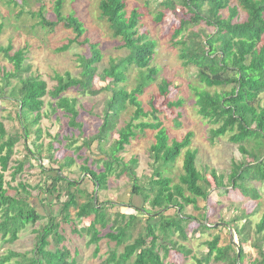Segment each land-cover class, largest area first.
I'll use <instances>...</instances> for the list:
<instances>
[{
  "label": "trees",
  "instance_id": "16d2710c",
  "mask_svg": "<svg viewBox=\"0 0 264 264\" xmlns=\"http://www.w3.org/2000/svg\"><path fill=\"white\" fill-rule=\"evenodd\" d=\"M5 1L6 5H17L15 0ZM22 1L27 5L31 0ZM37 1L40 9L31 14L41 18L38 23L42 28L52 32L59 24H64L74 33L59 50H68L74 43L81 42L83 45L88 43L92 53L90 57H80L78 77H73L70 72L56 74L53 78L56 83L49 87L48 81L40 74L31 73L32 65L26 62L29 44L15 49L11 42L6 46L0 42V55L11 65L9 69L0 66L3 75L0 100L15 106L21 126L19 133H11L6 126L7 118L11 117L0 118V241L13 243L28 226L35 227L33 248L24 253L8 249L0 255V264H7L12 259H15L12 264H79L78 240L84 235L88 237V245H95L94 255L99 252L101 239L114 243L110 255L99 264H166L165 259L171 252L183 256L184 263L191 255V249L185 244L189 239L191 221L200 222L201 230L211 228L203 223L205 214L201 221L186 214L187 206L192 205L198 210V199L206 201L214 188L226 194L229 185L234 196L241 198L244 204L249 200L259 205L264 193V105L260 104V95L264 93V0H145L146 14L137 6L128 13L127 0H100L98 18L108 23L112 36L122 42L120 47L128 50L127 55L110 59L109 66L102 73L97 67L103 56L98 43H90L89 39L80 41L86 28L75 13L65 15V0H54L49 9ZM177 8L181 12L176 11ZM45 12H51L56 19H48ZM167 12L177 16L173 20L177 23L170 41L178 51L182 66L194 67L197 81L205 87L192 86V89L197 113L213 126L210 141L227 135L244 157L242 161L233 160L229 172L219 174L210 169L207 174L208 168L205 174L201 172L196 165L197 150L190 148L194 133L189 131L180 140L170 139L163 118L158 115L163 111L152 102L150 109L145 110L140 99L159 72V68L151 64L157 53V41L150 37L144 18L152 14L154 24H167L170 22ZM200 26L213 28V31L207 32L205 28H198ZM2 32L1 24L0 35ZM134 69L139 70L137 84L129 91L120 84L127 81L128 72ZM96 77L106 84L97 88L94 84ZM172 86V81L162 79L158 85L159 96L168 97ZM77 90L94 96L103 91H112V94L106 100L98 133L85 138L83 145L64 155L59 167H53V163L59 162L56 158L61 150L51 141L48 144L42 141L40 122L59 110L69 117L70 127L82 130L77 98L65 95ZM183 102L178 98L166 106L179 108ZM45 105L49 108L46 109ZM132 107V118L119 128L122 112ZM136 130L155 132L156 141L149 149L153 172L146 184L137 175V157L124 161L118 154L137 136ZM114 134L118 137L108 149H104V141ZM94 142L99 145L102 156L99 159H90L92 154L81 153L83 149L92 152L90 148ZM19 143L26 154L25 160L13 158ZM73 143L67 148L73 149ZM183 150L182 172L175 183L167 172ZM29 158L40 166L41 161L49 160L50 167L43 166L38 182L19 180L13 185L12 180L24 172ZM81 160L80 174L92 181V192L82 188L76 179L63 175ZM49 170L55 175L45 178ZM6 175L10 180L5 179ZM124 175L130 178L132 194L142 197L144 205L136 208L134 214L120 210L107 213V205L119 208V203L101 202L94 194L107 188L109 178ZM44 194L54 196L56 201L47 202L44 197L40 198V211L31 199ZM63 195L66 199L61 201ZM56 207L58 210L54 209ZM171 209L174 214L168 213ZM244 211L245 207L241 216H235L228 223L233 236L237 237V245L231 239L226 245H220V236L216 235L205 242L207 253L192 256L194 261L188 264H247L249 255L252 257L250 264H264V213L252 229L250 221L242 225L238 223L241 217L251 216ZM63 224L71 225V233L66 234ZM194 231L198 232L197 229ZM247 244L255 250V255L245 251Z\"/></svg>",
  "mask_w": 264,
  "mask_h": 264
},
{
  "label": "rangeland",
  "instance_id": "374dc122",
  "mask_svg": "<svg viewBox=\"0 0 264 264\" xmlns=\"http://www.w3.org/2000/svg\"><path fill=\"white\" fill-rule=\"evenodd\" d=\"M43 2L47 9L53 4L54 0H40ZM100 0H65L63 12L68 15L70 12L75 13L79 17L86 28L85 34L81 37L80 41L83 42L85 39H89L90 43H98L99 48L102 52V60L97 65L98 72L102 73V70L109 66L110 59H117L119 57L128 54V50L121 48L122 42L118 38L112 36L111 30L108 23L100 20L98 17V4ZM17 5L11 4L6 5L5 0H0V25H3V32L0 35V42L6 46L8 43H12L15 49L22 48L26 44H29V52H27L26 62L32 65L31 73L40 74L43 80H47L49 87H52L56 81L53 79L56 74H64L70 72L73 77H78L81 72V61L80 57H90L91 50L90 45L87 43L76 44L70 46L68 50H59L64 44L67 43V39L72 38L74 33L72 29L65 28L64 24H59L55 27L52 32L49 29L42 28L38 23L41 18L34 16L31 13H36L40 9V3L37 0H31L29 4L25 5L22 0H15ZM127 12L129 13L133 7H138L142 12L146 14L145 0H127ZM153 7V6H152ZM151 7V8H152ZM23 8V12L20 13ZM51 9V8H50ZM52 11V10H50ZM75 11V12H74ZM176 11H180L177 8ZM45 12V16L50 20H55V16L49 12ZM227 15V14H225ZM152 14L147 15L144 18L150 37L157 41L154 60L152 61V67H158L159 72L156 76L154 83L145 88L144 93L140 96L143 102L145 110L150 109V103H154L162 113H158L163 118L164 127L167 129V133L170 139H182L185 134L189 131L193 132L191 138V149L197 150L196 165L197 168L206 173L205 169H214L217 173H225L230 171L232 161H242L243 156L238 151L236 145L229 141V137L223 136L216 138L215 141H210V129L213 127L207 120H204L198 113L195 105V96L192 86L203 87L200 85L196 78V69L194 67H183L181 61L178 58V51L170 41V35L172 29L176 26L177 16L171 12H167V18L170 21L167 24H154L152 21ZM171 24V25H170ZM171 27V28H170ZM205 28L207 32L213 31V28H207L200 26L198 28ZM145 30V29H144ZM0 66H7L10 68V64L0 55ZM139 70L134 69L128 72L127 81L122 82L120 85H124L127 90L131 91L137 84ZM2 72L0 71V87L2 83ZM162 79H168L173 82L172 92L168 97L162 98L158 94V85ZM97 88L104 86L106 83L101 82L98 78H95L94 82ZM112 91H103L98 95L94 96L91 94H83L77 91H71L65 93V95L77 98V109L79 111V121L83 125L82 130L74 129L70 127L69 117H67L62 111L56 110L52 112L49 117L43 118L40 122V128L42 129V141L46 144L48 142L54 143L56 148L61 151L58 152L57 160L59 162L51 164L53 167H59L64 161V155L66 153L71 154L76 147L83 145L85 138L92 137L97 134L100 126L103 123V112L105 110L106 100L111 96ZM178 98L183 99L184 102L179 108H171L166 106L168 102L175 101ZM260 104L264 105V93L260 95ZM45 108H49L45 105ZM15 106L5 101L0 100V118L11 117L6 120V126L10 129L11 133H19L21 126L16 118ZM134 113V108H128L123 111L118 127H123L125 122L130 121ZM178 113H181L178 116ZM166 116H163V115ZM165 118V119H164ZM144 118L143 120H147ZM138 121H135L137 123ZM179 122L180 124H177ZM50 134V136L48 135ZM137 136L130 140V143L126 146L124 151L119 152L124 161H128L132 156H136L138 159V166L136 168L137 175L141 178V182L146 184L145 181L150 179L153 172L152 163L153 160L149 155L150 146L155 143V132L151 130H145L141 132L136 130ZM56 136V138H55ZM117 134L111 135L108 141H104V149H108L110 145L117 138ZM76 142L73 143L72 141ZM72 144V148H67L68 144ZM97 142L91 145V151L83 149L82 154H92L90 159H99L100 150L98 149ZM183 150L181 156L173 164V167L167 175H170L174 182L179 181V174L182 172L183 164ZM25 152L22 149L21 143L15 148V159L25 160ZM30 162H26L24 172L19 174L16 180H12V184L16 185L19 180H23L27 183L38 182L39 178L42 177L41 173L44 167L49 166V160L41 161V165L33 158L27 159ZM92 161L90 160V163ZM82 163L79 161L75 163L69 171L66 170L63 175H67L68 178L76 179L82 188L88 192H92L94 185L92 181L82 173L80 174V167ZM14 164V163H12ZM100 163L99 166H101ZM91 166V164H90ZM93 168H98L92 165ZM13 170V168H11ZM10 169V170H11ZM9 170V171H10ZM70 170L74 171L71 172ZM8 175L10 173L7 172ZM6 175L5 179L10 180V176ZM48 175H55L54 171H47L44 177ZM130 178L127 175L121 178L111 177L108 179V186L106 189L95 192L97 198L101 201H114L119 203L117 207L113 208L107 205V213H115L120 210L126 214L136 213V208H141L144 205L142 197L132 194ZM259 186V184H257ZM227 193L218 191L219 189H212L210 195L206 201L198 199L197 205L199 209H194L192 205L187 206L185 213L188 215H194L200 221L202 215L205 214L204 224H207L211 228L202 229L199 227L200 222L192 220L189 225V239L185 243L186 246L191 249V255H188L187 261L183 263V256L171 252V254L165 259L166 264H188L194 261L192 256L200 257L201 253H207L208 247L205 245L206 241L212 240L214 236H220V245H226L230 239L233 240L237 245V237L233 236V230L229 229V221L235 216H241L243 207L246 208L245 213H250L249 217H241L238 223L244 224L246 221H250L251 228L254 229L255 225L259 222L260 218L264 213V193L259 205L256 206L255 202L247 201L245 204L242 199L236 198L233 193L232 187L229 185ZM36 193V192H34ZM236 195V192H235ZM44 197L43 200L54 201L55 197L47 194L39 195L38 198H32L31 202L38 205V209L42 211L41 205H39V199ZM48 197V198H47ZM66 196L61 197V201H64ZM132 205L131 207L128 205ZM148 205V204H147ZM45 207V206H44ZM148 207V206H147ZM47 209V206H46ZM45 209V210H46ZM58 210V207L54 208ZM169 214H174V209L169 210ZM39 226V224H37ZM66 229V234L71 233V225L63 224ZM35 227L28 226L25 230L19 233V238L13 243H4L0 241V255L6 252L8 249H12L18 252L24 253L33 248L35 234L33 229ZM197 229L198 232L194 231ZM106 233V230L102 232V236ZM176 239V238H175ZM88 237L83 236L82 239L78 240L80 246L79 264H99L103 259L107 258L110 254V250L114 247V243L108 239L103 238L99 241V252L94 255L95 245H88L86 243ZM72 245V244H71ZM264 245V242H263ZM53 248V246H52ZM122 247L119 248L121 250ZM245 251L248 254L255 255V250L247 244ZM252 260L251 255L246 258V263L250 264ZM15 259L8 262L12 264ZM210 264H222L211 262Z\"/></svg>",
  "mask_w": 264,
  "mask_h": 264
},
{
  "label": "water",
  "instance_id": "95a60500",
  "mask_svg": "<svg viewBox=\"0 0 264 264\" xmlns=\"http://www.w3.org/2000/svg\"><path fill=\"white\" fill-rule=\"evenodd\" d=\"M238 259H239V250H238Z\"/></svg>",
  "mask_w": 264,
  "mask_h": 264
}]
</instances>
